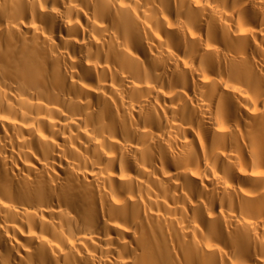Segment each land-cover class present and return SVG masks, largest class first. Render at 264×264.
I'll return each instance as SVG.
<instances>
[{
	"label": "bare ground",
	"instance_id": "obj_1",
	"mask_svg": "<svg viewBox=\"0 0 264 264\" xmlns=\"http://www.w3.org/2000/svg\"><path fill=\"white\" fill-rule=\"evenodd\" d=\"M0 264H264V0H0Z\"/></svg>",
	"mask_w": 264,
	"mask_h": 264
}]
</instances>
